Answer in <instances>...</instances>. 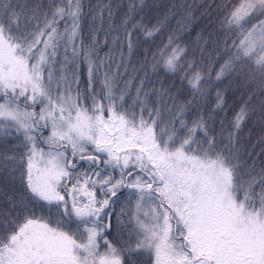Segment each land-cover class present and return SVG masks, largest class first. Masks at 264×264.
I'll return each mask as SVG.
<instances>
[{
	"label": "snow or ice",
	"instance_id": "obj_1",
	"mask_svg": "<svg viewBox=\"0 0 264 264\" xmlns=\"http://www.w3.org/2000/svg\"><path fill=\"white\" fill-rule=\"evenodd\" d=\"M255 122L264 0H0V264H264Z\"/></svg>",
	"mask_w": 264,
	"mask_h": 264
},
{
	"label": "trees",
	"instance_id": "obj_2",
	"mask_svg": "<svg viewBox=\"0 0 264 264\" xmlns=\"http://www.w3.org/2000/svg\"><path fill=\"white\" fill-rule=\"evenodd\" d=\"M40 2V0H13V4L17 5L19 7H23L26 3L28 4H35ZM93 3H96L97 0H92ZM101 3H107L108 0H100ZM165 2L167 3H173V4H191V3H196V4H200L202 7L204 6H208L213 4L214 2H218V0H165ZM177 21L179 20V17L177 16ZM199 19V17H198ZM173 28L176 27V22L173 23L172 25ZM201 29L199 27H196L195 25L192 27L191 33H190V37L191 39H195L196 34L200 31ZM248 130V133L252 131L254 135V138H252V143L253 146H248L247 144L243 143L245 142V140H243L241 143L243 145V147H248L247 152H243V158L247 159L249 162H251L252 160H256V162L258 164L259 163L258 159H259V155L261 153V149L264 148V141H261V137L264 136V126H262L259 122H255V123H251L248 128H246ZM247 130L245 132H247ZM242 135H244V133H242ZM245 137H247L245 135ZM260 141V142H258ZM250 144V145H251ZM264 157V156H263ZM264 162V160H263Z\"/></svg>",
	"mask_w": 264,
	"mask_h": 264
},
{
	"label": "rangeland",
	"instance_id": "obj_3",
	"mask_svg": "<svg viewBox=\"0 0 264 264\" xmlns=\"http://www.w3.org/2000/svg\"><path fill=\"white\" fill-rule=\"evenodd\" d=\"M246 130L247 129H245V131ZM245 131H244V135L241 134L243 137L241 142L243 140H245V142H243V143L247 144L248 146H253V144H251V143H252V138H254L255 134H253L252 131L249 133H248V130H247V132H245ZM245 135L247 137H245ZM243 148H244V152H247L249 150L248 147H243ZM245 149H248V150H245ZM263 156H264V153L261 152L259 155V159H258L259 163L263 162V160H264ZM257 165L259 166L260 164L257 163ZM0 183H3V181L0 180ZM15 195L16 194L14 192L8 191L6 188L5 192L3 194H0V210H9L10 206H11V199H13L15 197Z\"/></svg>",
	"mask_w": 264,
	"mask_h": 264
}]
</instances>
